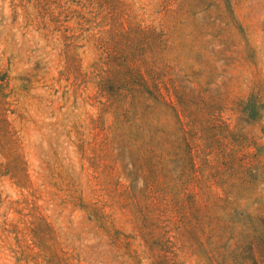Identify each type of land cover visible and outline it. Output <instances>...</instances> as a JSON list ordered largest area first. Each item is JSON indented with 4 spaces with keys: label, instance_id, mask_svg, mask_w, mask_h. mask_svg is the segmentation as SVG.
I'll use <instances>...</instances> for the list:
<instances>
[{
    "label": "rangeland",
    "instance_id": "obj_1",
    "mask_svg": "<svg viewBox=\"0 0 264 264\" xmlns=\"http://www.w3.org/2000/svg\"><path fill=\"white\" fill-rule=\"evenodd\" d=\"M0 264H264V0H0Z\"/></svg>",
    "mask_w": 264,
    "mask_h": 264
}]
</instances>
